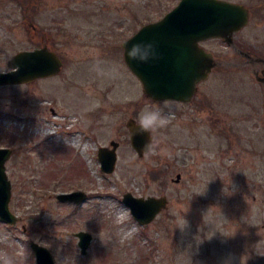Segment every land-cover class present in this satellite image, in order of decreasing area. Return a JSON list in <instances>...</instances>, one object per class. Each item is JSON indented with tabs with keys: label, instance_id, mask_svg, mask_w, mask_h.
<instances>
[{
	"label": "rangeland",
	"instance_id": "rangeland-1",
	"mask_svg": "<svg viewBox=\"0 0 264 264\" xmlns=\"http://www.w3.org/2000/svg\"><path fill=\"white\" fill-rule=\"evenodd\" d=\"M179 1L0 0V70L40 46L63 61L55 75L0 86V147L13 149L10 207L20 218L0 219V256L36 264V241L56 264H264V85L251 62L222 39L202 42L219 65L184 104L148 98L124 58L123 42ZM230 1L252 13L237 46L264 57V0ZM146 106L175 119L140 157L127 122ZM113 140L106 174L98 151ZM75 190L90 197H57ZM127 192L169 205L143 226ZM80 231L93 235L86 254Z\"/></svg>",
	"mask_w": 264,
	"mask_h": 264
},
{
	"label": "water",
	"instance_id": "water-1",
	"mask_svg": "<svg viewBox=\"0 0 264 264\" xmlns=\"http://www.w3.org/2000/svg\"><path fill=\"white\" fill-rule=\"evenodd\" d=\"M250 22L249 9L240 2L228 0H181L160 20L142 26L133 36L123 42L124 57L131 70L140 78L144 92L156 101L177 100L190 102L196 96L199 83L208 79L213 68L219 65L213 52L208 51L200 42L220 38L240 53L251 56L252 61H263L264 57H254L239 48L235 34ZM154 43L159 58L147 63L133 61L126 56V48L136 43ZM63 61L57 53L43 47L22 50L9 61L7 71H0V86L27 83L38 78L48 77L60 72ZM263 76L257 79L264 81ZM135 118H130L127 127L133 148L144 157L143 147L149 136H133ZM112 148L102 147L99 159L106 173H113L117 163V148L120 143L113 140ZM13 153L12 148H0V218L5 223L15 224L19 220L10 207L12 182L7 173V161ZM181 174L177 176V182ZM88 194L73 191L58 194L61 201L84 202ZM123 201L131 208L134 217L142 225L153 222L169 205L166 196L137 197L131 192L124 194ZM82 254L88 252L93 235L87 231L76 234ZM37 264H56L51 250L39 243L32 242Z\"/></svg>",
	"mask_w": 264,
	"mask_h": 264
},
{
	"label": "clouds",
	"instance_id": "clouds-1",
	"mask_svg": "<svg viewBox=\"0 0 264 264\" xmlns=\"http://www.w3.org/2000/svg\"><path fill=\"white\" fill-rule=\"evenodd\" d=\"M126 56L133 61L147 63L150 60L159 58L156 45L154 43H136L130 48H126ZM175 119V114L171 111H164L160 108L144 107L138 114L132 128V135L143 136L148 134L149 140L144 144L143 151L145 156L153 154L156 146L155 134L160 130L168 128ZM3 264H12L10 259L0 256Z\"/></svg>",
	"mask_w": 264,
	"mask_h": 264
},
{
	"label": "flooded vegetation",
	"instance_id": "flooded-vegetation-1",
	"mask_svg": "<svg viewBox=\"0 0 264 264\" xmlns=\"http://www.w3.org/2000/svg\"><path fill=\"white\" fill-rule=\"evenodd\" d=\"M249 10H250V14L252 15V13H251V9L249 8ZM34 28L35 29H37V27L36 26H34ZM39 33V32H38ZM43 45H46V43H44ZM40 47H45V46H40ZM39 48V47H38ZM250 50V49H249ZM250 52H251V54H253L254 56H256V54L255 53H252V51L250 50ZM243 56V55H242ZM244 58H246L247 59V61H246V63L245 64H249L250 62H251V64H252V66H253V68H254V73H255V75H257V73H258V75H261L262 74V72H263V69H264V62L263 61H252V58H251V56H243ZM256 78H257V76H256ZM258 81L259 82H261L263 85H264V81H262V80H259L258 79ZM201 84V83H200ZM200 84H199V86H200ZM181 103H183V102H181ZM184 104H187V103H184ZM264 105V104H263Z\"/></svg>",
	"mask_w": 264,
	"mask_h": 264
}]
</instances>
